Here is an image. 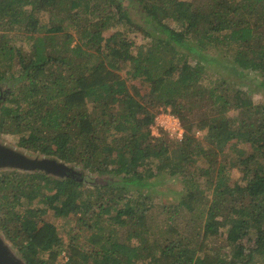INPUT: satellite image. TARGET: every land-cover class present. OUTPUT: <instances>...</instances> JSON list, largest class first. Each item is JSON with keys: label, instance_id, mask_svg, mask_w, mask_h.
Instances as JSON below:
<instances>
[{"label": "trees", "instance_id": "obj_1", "mask_svg": "<svg viewBox=\"0 0 264 264\" xmlns=\"http://www.w3.org/2000/svg\"><path fill=\"white\" fill-rule=\"evenodd\" d=\"M136 3L144 25L122 0H0V83L9 86L0 97V135L122 178L84 184L0 172V229L27 264H264V102L247 88L264 89V0ZM15 31L21 40H12ZM138 32L145 42L136 46ZM125 67L126 78L151 87L141 99ZM214 76L221 86L211 87ZM198 104L206 110L197 118ZM161 106L180 118V141L153 135ZM206 130L215 141L197 136ZM230 148L238 156H227ZM202 159L200 173L192 172ZM234 167L242 183H231ZM161 176L184 188L155 226ZM50 210L74 217L85 243L80 234L66 242L43 219Z\"/></svg>", "mask_w": 264, "mask_h": 264}, {"label": "rangeland", "instance_id": "obj_2", "mask_svg": "<svg viewBox=\"0 0 264 264\" xmlns=\"http://www.w3.org/2000/svg\"><path fill=\"white\" fill-rule=\"evenodd\" d=\"M122 1L124 4H126V5L128 4L127 9L133 13V16L136 17L137 22L139 24L144 25V24L149 22L145 18V16L141 13L142 8L138 3H136V0H122ZM48 15L50 16L49 13H48ZM48 15L46 13L41 15L43 17L44 21L49 20ZM70 32H73V30L70 29ZM10 36L12 37V40H15V41H19L23 37L22 32H19V31H15V33L11 32ZM131 38L136 43V46L140 43L145 42V38L143 37V35L140 32L135 33L134 35H132ZM23 46H26V45L23 44ZM215 52L216 51H214V53ZM219 56L221 57V54ZM210 67L214 68L215 64H211ZM127 70H129V67H125L121 71V74L125 78L127 77L126 76ZM217 70L218 69H216L214 71H217ZM217 73L219 74L217 76H222V77L234 80V82H236V83L244 82L239 77L231 76V74H228L225 70H218ZM126 79H127L128 85H129L130 92H131L132 96H134L136 99H141V97L148 90L151 89V87H149L148 84L143 83L139 80H133L130 78H126ZM211 81H212L210 83L211 87H213L217 84L221 86V83H220L221 81L218 83L215 82V81H217V78L215 76L213 77V79ZM0 85H2L1 88L3 90H7V88H9V86L7 85V82L0 83ZM247 88L248 89L251 88L250 91H251L252 97H253L255 102H258V103L264 102V89H260V88L256 87L255 85L248 86ZM242 89L246 90V86L244 85V87ZM0 97H4L3 93ZM198 102L201 103L200 101H198ZM198 105L200 106V108H199L200 110L197 111V113H196L195 117H197V118L201 115V113L204 110H206L205 106L203 108H201V105L200 104H198ZM171 110H172L171 106H168V109H165L163 106L159 107L158 110L156 111L157 114L154 118V122L156 120H159V118H160L159 114H161L162 111H170L171 113L174 114V112ZM194 111H196V110H194ZM174 115L178 117L177 114H174ZM178 119L181 123V120L179 117H178ZM181 126H182V123H181ZM182 129H183V136L181 138L171 136L164 130H158V131L160 132V134L164 133L163 135H165V137L168 138L170 143H174L175 141H180L184 137V131L185 130H184L183 126H182ZM197 136L201 140L206 138L205 141H207V140H211V141L214 140L215 141L216 140L212 137V134L210 132H208L207 130L204 132H197ZM18 139H19L18 135L17 136L12 135V136H6V137H3L2 135H0V141L1 142L6 143V145H8L10 147L16 148V149L21 150L23 152H26L30 156H33V157L49 156V155H44V154H40V153H35V152L29 151L28 149H25V148L19 146L18 145ZM218 144H219V142L212 143V145H218ZM248 149L249 148L246 147V151H248ZM226 155L229 157L231 156V157L235 158V156H238V151L236 149L230 148ZM221 159L223 161H225L226 157L223 159L222 155H220L219 160H221ZM206 163L207 162L204 159H202L197 164H191L190 170L192 172L196 171V173H200V167L205 166ZM68 164L70 166L74 167V169H76L77 172L80 173V174L76 175V177H78L80 180H82L84 182V184H91V182L88 180H90V178H93L94 176L97 177L100 182H102V181L104 182L106 178L115 179V180H121L122 179L118 176H112L111 173L110 174L108 173L106 175L98 174V173L93 174V173H90L89 168L83 167L82 165L73 164V163H68ZM13 171L24 172V171H20L17 169H11V168H5V169L0 170V172H13ZM227 171H229V170L227 169ZM230 176H231L230 181L232 184L242 183L244 181L243 171L239 167H234L230 171ZM155 180L158 182V184L156 185V188H158V189L156 192H154L155 194L153 193L155 208L153 209L152 222L155 226H159V223L163 222V220L165 218H167L169 215L168 213H166L164 211L163 205H165V204L170 205L172 203L178 202L179 201V195H177V192L179 190L180 191L183 190L184 184H183L182 180L177 179V178H171V177L163 178L161 176ZM202 184H204V182ZM180 214H181V219L184 223H186V222L191 223L192 222L190 220L191 214H189V212H187L186 210H183L182 212H180ZM179 216L180 215H178V217ZM193 217L195 218L194 215H193ZM43 219L45 221H48V222L55 224L58 227L61 236L63 237V239L66 242H69L71 237H73L74 235L80 234V236H79L80 240L84 241L83 243H85V240L87 239V231H83V232L81 231V228L78 227V222H76V219L74 217H72V216L71 217H57L56 215H54V212L50 210L43 216ZM69 231H71V233H69ZM119 231L121 232L122 236H124L125 233L127 232V230L125 228H121V229H119ZM158 231H159V229H158ZM0 233L5 237L6 241H8L12 245V247L16 250V248L13 246L12 242L6 238L5 233L1 229H0ZM88 247L89 246L87 245V247H85V248L87 249ZM16 252L20 255L18 250ZM62 255L66 256L65 259H67L66 251H64L62 253Z\"/></svg>", "mask_w": 264, "mask_h": 264}, {"label": "water", "instance_id": "obj_3", "mask_svg": "<svg viewBox=\"0 0 264 264\" xmlns=\"http://www.w3.org/2000/svg\"><path fill=\"white\" fill-rule=\"evenodd\" d=\"M5 168L30 173L45 172L55 177H73L78 180L76 175L80 174L74 167L56 157H33L0 141V170ZM16 251L0 233V264H27Z\"/></svg>", "mask_w": 264, "mask_h": 264}, {"label": "built area", "instance_id": "obj_4", "mask_svg": "<svg viewBox=\"0 0 264 264\" xmlns=\"http://www.w3.org/2000/svg\"><path fill=\"white\" fill-rule=\"evenodd\" d=\"M159 120H156L151 129L154 135L158 136V130H164L169 135L181 138L183 136V129L177 116L170 111H162Z\"/></svg>", "mask_w": 264, "mask_h": 264}, {"label": "flooded vegetation", "instance_id": "obj_5", "mask_svg": "<svg viewBox=\"0 0 264 264\" xmlns=\"http://www.w3.org/2000/svg\"><path fill=\"white\" fill-rule=\"evenodd\" d=\"M127 6H128V4H127ZM1 89V92H0V96L2 95V93H5V91L6 90H3L2 88H0ZM8 89V88H7Z\"/></svg>", "mask_w": 264, "mask_h": 264}, {"label": "clouds", "instance_id": "obj_6", "mask_svg": "<svg viewBox=\"0 0 264 264\" xmlns=\"http://www.w3.org/2000/svg\"><path fill=\"white\" fill-rule=\"evenodd\" d=\"M153 133V132H152ZM153 135H154V133H153ZM159 135H160V132H159ZM154 136H156V135H154Z\"/></svg>", "mask_w": 264, "mask_h": 264}]
</instances>
